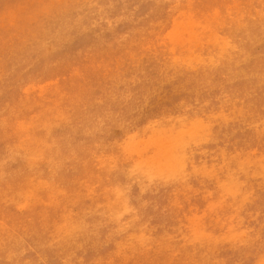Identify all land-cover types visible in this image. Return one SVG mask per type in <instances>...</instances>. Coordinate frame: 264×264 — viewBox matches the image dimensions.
<instances>
[{
	"label": "rangeland",
	"instance_id": "rangeland-1",
	"mask_svg": "<svg viewBox=\"0 0 264 264\" xmlns=\"http://www.w3.org/2000/svg\"><path fill=\"white\" fill-rule=\"evenodd\" d=\"M0 264H264V0H0Z\"/></svg>",
	"mask_w": 264,
	"mask_h": 264
}]
</instances>
